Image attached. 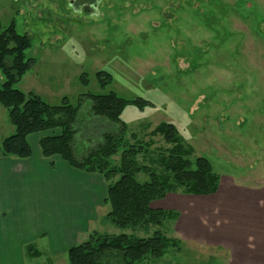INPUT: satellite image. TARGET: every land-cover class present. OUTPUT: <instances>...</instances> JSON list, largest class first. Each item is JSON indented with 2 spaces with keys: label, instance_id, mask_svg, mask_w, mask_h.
<instances>
[{
  "label": "rangeland",
  "instance_id": "374dc122",
  "mask_svg": "<svg viewBox=\"0 0 264 264\" xmlns=\"http://www.w3.org/2000/svg\"><path fill=\"white\" fill-rule=\"evenodd\" d=\"M12 23L19 33L31 36L26 57L35 59L17 88L33 91L54 105L64 97L80 103L74 143L78 154L97 146L105 132L118 131L117 123L92 113L87 96L114 90L125 99L147 101L141 106L128 104L122 112L127 143L146 145L160 123H172L193 149L192 160L204 156L211 161L220 175L219 186L221 179L222 184L255 185L261 173L257 185L264 186V0H0V32ZM99 71L112 75L106 88ZM5 80L0 68V87ZM14 132L7 110L0 105V143ZM153 137V146L137 160L162 173V159L171 146L161 136ZM28 141L33 150L28 158L0 154L9 163L13 159L25 166L19 180L9 179L4 185L14 198L2 194L11 212L9 220L0 223V264H71L62 236L47 230L44 222L42 232L29 243L22 242L20 234L14 236L16 229H26L13 210L25 206L30 191L38 189L48 214L57 212L51 201L54 193L37 186L44 183L39 175L64 181L58 158L39 172L47 158L36 134ZM120 156L114 157L118 163ZM137 180L145 183L150 176L142 171ZM192 196L197 195L176 189L152 203L171 212L162 230L175 245L163 257L141 264H233L230 242L245 246L242 261L259 263L263 258L264 263L263 208L257 224L242 220L249 231L242 245L241 240L226 237L227 216L220 206L206 205L205 211L218 217L222 230L211 233L210 223L188 230L186 224L192 220H205L204 210L182 217L181 199ZM209 199L220 203L221 196L216 192ZM99 205V215L87 232L78 234L77 244L94 231L147 235L144 230L115 226L106 217L110 205L101 201ZM256 229L259 238H254ZM189 232L202 239L188 237Z\"/></svg>",
  "mask_w": 264,
  "mask_h": 264
},
{
  "label": "trees",
  "instance_id": "16d2710c",
  "mask_svg": "<svg viewBox=\"0 0 264 264\" xmlns=\"http://www.w3.org/2000/svg\"><path fill=\"white\" fill-rule=\"evenodd\" d=\"M31 46V36L19 33L15 23L0 32V68L6 77L0 87V105L7 110L15 127V132L0 143V154L28 158L33 153L28 141L30 135L58 131L39 139L41 154L46 158L59 157L79 171L100 174L107 183L104 202L111 207L107 219L122 229H140L147 234L111 235L94 231L68 250L71 264H141L149 258L163 257L175 245L162 230L171 212L154 208L152 203L165 199L176 189L193 195H212L218 191L220 175L208 158L191 159L193 149L187 147L172 123H160L146 145L127 143L128 127L121 117L122 112L128 104L141 106L147 101L128 100L114 90L87 96L92 113L117 123L118 131L105 132L97 146L78 154L74 143L80 103L72 104L64 97L60 104L54 105L41 95L23 92L16 86L34 65L35 59L26 57ZM97 76L104 88L111 84V73L99 71ZM158 135L171 146L162 159V173L140 165L137 160L138 155L153 146V136ZM120 153L118 163L114 157ZM142 171L150 176L145 183L137 180Z\"/></svg>",
  "mask_w": 264,
  "mask_h": 264
},
{
  "label": "crops",
  "instance_id": "0c3cea01",
  "mask_svg": "<svg viewBox=\"0 0 264 264\" xmlns=\"http://www.w3.org/2000/svg\"><path fill=\"white\" fill-rule=\"evenodd\" d=\"M36 135L38 140L37 142L39 143V139L42 136L49 135V132ZM57 158L62 161L59 163L62 176H64V181L53 182V179L49 174H46L45 176L39 175L44 183H39L37 185L39 189L46 188L54 193L56 198L51 201L57 206V212L52 211L48 214L46 212V201L43 200L42 196L39 197L38 189L30 191V195L24 201L25 206L21 208L15 207L13 210L14 212L12 214L19 218L26 229L25 231L16 229L14 236H16V234H20L22 242L29 243L37 236L38 232H42L43 226L40 225L44 222V227H46L47 230L52 229L55 231L56 236H62V242L65 244L66 249L69 250L73 245H75V243L77 244L75 240L78 234L82 231L87 232V230L90 229V224L95 220V216L97 217V209L101 207L99 205L100 201L104 205L107 183L100 174L79 171L72 168L56 156L47 158V160L43 162V165L39 167V172H41L42 168L46 169L48 163H55V159ZM8 159V157H0V223L7 222L9 220L7 213L11 212L8 207L4 206L6 197H3L2 194L7 192V188H5L4 185L9 182V179L13 181L19 180L21 177L20 175L23 171H25L24 165H20L13 159L12 162L9 163ZM4 162L7 164L3 165ZM260 176L262 178L263 173H261ZM261 178L254 181L255 185L249 184L252 187L239 186L232 182L222 184L221 179V183L217 191V193L221 196L220 203L209 199L212 195H197L181 199L183 203L180 204L178 208L181 210L182 217L184 218L188 213H196L198 215V212L202 210L205 211L206 205L220 206L224 208L227 216L224 226L226 237L234 238V241L241 240V244L245 245L246 240L248 239L247 235L249 231L248 228H244L242 220L246 224H250L252 222L257 224L263 215V213H261V209H264V186L257 185V183L262 181ZM7 193L9 196L14 198V195H11L10 191ZM39 204L41 208L38 207ZM204 213L205 220L201 219L199 222L198 219H194L192 222L186 224V228L188 230H192L197 226V224L204 226L210 223L209 229L211 233H216L218 230L223 229V227L218 223V217L215 218V214L212 215L206 211ZM183 226L185 227L184 222ZM184 227L183 229L185 230ZM183 229L179 228L180 231L184 232ZM255 236L256 237L254 238H259L257 237V229ZM188 237L199 240L202 239V237L198 236L196 232H189ZM211 239L212 240L210 241H220L213 238ZM255 243L260 245L259 242ZM30 245L31 244H29V250L32 249ZM228 246L232 248L231 251L234 255V258H232L233 264H264L263 258L259 259V263L251 262L250 259L248 261H242L241 258L243 256V252L246 251L245 246H241L239 248L231 242ZM250 253L253 254L251 251ZM255 254L257 255V253Z\"/></svg>",
  "mask_w": 264,
  "mask_h": 264
}]
</instances>
